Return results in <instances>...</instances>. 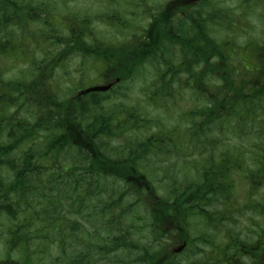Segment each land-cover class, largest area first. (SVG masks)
Wrapping results in <instances>:
<instances>
[{
    "label": "trees",
    "instance_id": "16d2710c",
    "mask_svg": "<svg viewBox=\"0 0 264 264\" xmlns=\"http://www.w3.org/2000/svg\"><path fill=\"white\" fill-rule=\"evenodd\" d=\"M68 1L0 0V264H264V0ZM68 59L122 84L65 97Z\"/></svg>",
    "mask_w": 264,
    "mask_h": 264
},
{
    "label": "rangeland",
    "instance_id": "374dc122",
    "mask_svg": "<svg viewBox=\"0 0 264 264\" xmlns=\"http://www.w3.org/2000/svg\"><path fill=\"white\" fill-rule=\"evenodd\" d=\"M165 0H156L157 2V5H159L161 3V5L164 3ZM91 0H69L68 1V5L71 4V3H74L75 5L77 6H80L82 7L83 9L84 8H87L89 7L90 8V11L91 12H102L100 9V6L98 3H93V5L88 6L90 4ZM158 7V6H157ZM264 16V15H263ZM110 24L111 27H106L105 28V34L108 33L109 36H116L117 33L115 31L119 30V31H123V28H119V27H116L114 22H108ZM141 24H144V22L142 21ZM254 26H255V29L254 31H251V34L255 35V34H264V22L262 19L259 20V22L257 23H254ZM104 27H101L99 24L96 25L95 27V30L98 31L99 29H101ZM14 54H10L7 55L6 53L4 55H2L0 57V70L2 69V71L4 72V78L5 79H10V78H14V77H25L26 74L23 73L21 74L23 71L22 70H25V67H26V63H27V56H26V52H25V49L23 48H18L16 49L14 52ZM26 61V62H25ZM38 61L41 62L43 61L42 57L40 55H38ZM99 65V63H98ZM92 66L93 68H96V70L99 68L96 64H93L92 63ZM86 69H89V70H86L85 68H83L82 66L79 67V65H77L76 63V60L73 59V60H66V63L63 64L62 66V69L66 72V74H64V81L61 80V77H63L61 75V72L63 71L62 69L57 71L56 70V77L58 79H60V82H59V86H60V90H61V93L63 94V96H67V93L69 92L70 94H73L76 95L78 90V88H80L78 83L79 82H75L77 79H78V75H77V70L80 68V71L84 72L85 70L87 71V75L88 76H91L94 74V71L96 70H93L90 66H87V64L84 66ZM26 72V71H25ZM96 76V79L98 80L99 77L95 74ZM87 79V78H85ZM134 82H140V81H137L135 80ZM86 84L84 86H90V85H95V83H100V82H89L87 84V82H85ZM92 83V84H91ZM111 95V102H108L109 105H112V104H116V103H119L120 101H123V103H128L130 102L129 99L130 98H126L124 100L121 99L120 96H117V97H114L113 96V93H110ZM137 95V91H135L134 89H131L130 92L128 93V96L129 97H134ZM237 187H236V191H237V194H238V200H240L241 202H243V198H244V192L246 193L245 191V184L243 183H237L236 184ZM261 191H263V189H261ZM246 215H248V217H240L239 218V223L237 224V226H235V228L241 232L242 234H245L246 236H251L253 233H252V230H255V226L253 225V223L251 222V213L247 212ZM254 219H255V216H254ZM254 222V220H253ZM85 226V228L89 231V232H93V230L91 229V226L94 225V222H82ZM190 228V227H189ZM193 232V230H192ZM173 237V238H172ZM171 238V241H169V247H177L179 245V243H182V239L178 236H176L174 234V236H172ZM215 242H219V239H217V241ZM254 243V242H252ZM210 245V243L206 242H202V241H197L196 242V245L194 247H191L189 246V248L187 249V253L185 254V258L183 260L185 261H189V262H195L196 260H198L200 257H201V251L203 249H206L208 248ZM2 249H3V245H1L0 243V256L2 255ZM52 253H53V256L56 255V253L58 254V250L57 249H53L52 250ZM52 256V258L54 259V257ZM41 264H50V259L49 258H46L44 260L43 263Z\"/></svg>",
    "mask_w": 264,
    "mask_h": 264
},
{
    "label": "flooded vegetation",
    "instance_id": "af4514ba",
    "mask_svg": "<svg viewBox=\"0 0 264 264\" xmlns=\"http://www.w3.org/2000/svg\"><path fill=\"white\" fill-rule=\"evenodd\" d=\"M198 1H199V0H188L187 3H189V4H194L195 2L197 3ZM184 245H185V242H182V243H179V245H178L177 247H175V248H174V246H173V247H172L173 252H174V253H179V252H181L182 249H183V247H184ZM179 249H180V251L175 252L176 250H179Z\"/></svg>",
    "mask_w": 264,
    "mask_h": 264
},
{
    "label": "water",
    "instance_id": "95a60500",
    "mask_svg": "<svg viewBox=\"0 0 264 264\" xmlns=\"http://www.w3.org/2000/svg\"><path fill=\"white\" fill-rule=\"evenodd\" d=\"M94 89H104V87H92L89 90H94Z\"/></svg>",
    "mask_w": 264,
    "mask_h": 264
}]
</instances>
